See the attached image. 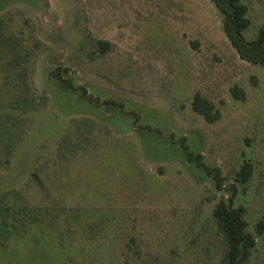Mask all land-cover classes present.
<instances>
[{
	"label": "rangeland",
	"instance_id": "374dc122",
	"mask_svg": "<svg viewBox=\"0 0 264 264\" xmlns=\"http://www.w3.org/2000/svg\"><path fill=\"white\" fill-rule=\"evenodd\" d=\"M241 3L251 41L264 26V0ZM0 6L26 53L16 90L30 99L7 141L14 151L0 162V191L21 192L48 225L44 237L33 232L0 249V264H123L127 243L141 255L132 264H225L212 209L231 184L255 235L246 264H264V64L238 56L210 0ZM99 40L109 42L105 52ZM56 67L85 94L61 86L50 75ZM6 68L0 59V86ZM196 93L219 119L193 111ZM244 162L252 173L240 183ZM32 249L34 261L24 257ZM17 251L23 258L8 261Z\"/></svg>",
	"mask_w": 264,
	"mask_h": 264
},
{
	"label": "trees",
	"instance_id": "16d2710c",
	"mask_svg": "<svg viewBox=\"0 0 264 264\" xmlns=\"http://www.w3.org/2000/svg\"><path fill=\"white\" fill-rule=\"evenodd\" d=\"M3 0H0V5ZM217 10L222 15V28L232 47L237 52L238 56L251 64H264V26L260 27L255 39L247 41L242 32L248 26L246 18V6L241 3V0H210ZM1 8V6H0ZM99 48L105 52L109 46L107 40L97 41ZM0 48L7 53L6 58H0L7 65L4 72L3 83L0 86V162L8 161L14 151L13 144L7 142L15 133L19 117L17 112H24L26 103L30 102L28 96H22L16 87L20 81H24V62L26 53L21 50L16 42V34L10 26L0 18ZM1 56V55H0ZM6 56V55H5ZM3 57V56H2ZM5 60V61H4ZM67 73L68 68L62 69ZM59 67L51 70L50 75L58 79L61 86L73 91L82 90L74 85ZM232 93L237 99L244 98V91L241 88L233 87ZM192 109L200 114L207 122H213L219 119L220 112L214 109L212 102L208 101L201 94L196 93L192 101ZM188 156L191 154L188 153ZM205 168L206 172L210 173L209 169L202 163L198 164ZM252 173V164L244 162L241 168L236 172L235 180L240 183H245L249 180ZM33 180L40 185L41 178L37 172L31 174ZM214 185L217 189H222V179L217 171L213 175ZM229 195L226 198H221L212 209V216L216 231L222 236L224 242V262L225 264H246L251 252L255 246V235L247 232V222L243 217V208L233 205L236 195V188L233 184L229 186ZM41 209L30 205L24 201L21 192L18 190L6 189L0 191V249H8L15 238L24 237L30 233L36 232L38 239L46 235L48 225L44 222V215L40 212ZM257 232L261 233V222L257 224ZM37 238V237H36ZM132 243L134 239L131 238ZM127 253L131 251V258H126L123 264H132L141 257L137 248L131 246V243L126 245ZM33 250V249H32ZM27 252V259L38 257L36 252ZM21 256L18 251L11 253V257L18 258ZM6 261V260H5ZM4 262V261H3Z\"/></svg>",
	"mask_w": 264,
	"mask_h": 264
}]
</instances>
